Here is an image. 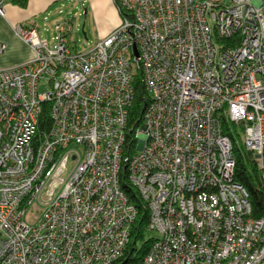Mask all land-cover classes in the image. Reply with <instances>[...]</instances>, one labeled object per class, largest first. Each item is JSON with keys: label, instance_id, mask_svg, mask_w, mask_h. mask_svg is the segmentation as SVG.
Here are the masks:
<instances>
[{"label": "built area", "instance_id": "obj_1", "mask_svg": "<svg viewBox=\"0 0 264 264\" xmlns=\"http://www.w3.org/2000/svg\"><path fill=\"white\" fill-rule=\"evenodd\" d=\"M117 2L118 24L83 52L63 22L51 44L14 28L32 56L0 67V264L118 260L137 213L122 164L158 232L131 264H264V218L233 179L223 129L236 123L262 165L264 0ZM137 72L148 99L126 153ZM45 102L50 124L37 135ZM30 204L43 208L32 224Z\"/></svg>", "mask_w": 264, "mask_h": 264}, {"label": "trees", "instance_id": "obj_2", "mask_svg": "<svg viewBox=\"0 0 264 264\" xmlns=\"http://www.w3.org/2000/svg\"><path fill=\"white\" fill-rule=\"evenodd\" d=\"M12 1L20 5L26 3V0ZM117 1L114 0L115 5L118 4ZM119 13H123V10ZM228 40L223 39L222 41L227 43ZM133 85L135 95L132 103L128 107L127 113L126 153L132 152V147H134L135 143L134 131L141 125L143 105L146 104L148 99L139 72L135 73ZM48 106L47 102L41 106V111L37 118V135L43 130H46L50 124ZM223 123L224 133L229 136L232 146V155L235 163L233 179L247 190L251 205V215L264 218V150L261 157L262 165L259 166L258 160L253 155V152L244 147L240 133L235 127L236 123L232 121H223ZM119 181L129 202L137 208V213L131 225L129 241L124 252L113 264H131L143 256L154 237L144 238V232L148 227L149 211L135 186L129 181L125 164L121 166Z\"/></svg>", "mask_w": 264, "mask_h": 264}, {"label": "rangeland", "instance_id": "obj_3", "mask_svg": "<svg viewBox=\"0 0 264 264\" xmlns=\"http://www.w3.org/2000/svg\"><path fill=\"white\" fill-rule=\"evenodd\" d=\"M227 1V0H224ZM109 4H105V0H100V4L93 13L90 4L85 0H56L41 13L36 14L33 19L36 20V29L41 39L51 44V36L54 34L53 24L55 22H63L69 27L67 32L68 47L71 51L80 52L88 50L98 38L100 28L108 23L111 16L112 8L119 16L116 5L112 0ZM84 9L86 12L84 13ZM47 16V19H43ZM49 84L46 77H42L37 82V90L39 92L47 91ZM80 150L79 146H72ZM262 157V156H261ZM261 164V162L258 161ZM42 207H35L34 204L27 206L25 211V221L32 224L36 221L35 215L39 216ZM156 230L147 228L144 232V238L157 237ZM139 244V243H138Z\"/></svg>", "mask_w": 264, "mask_h": 264}, {"label": "crops", "instance_id": "obj_4", "mask_svg": "<svg viewBox=\"0 0 264 264\" xmlns=\"http://www.w3.org/2000/svg\"><path fill=\"white\" fill-rule=\"evenodd\" d=\"M56 0H26V3L20 5L12 0L4 1V15H0V43L4 44L0 53V67L12 66L27 60L32 56L31 47L21 40L14 32V28L19 25L36 27V20L33 17L46 10ZM85 0H82L84 2ZM91 7L92 12L96 11L100 0H86ZM111 5L110 0H105V4ZM86 12V9H85ZM112 8L108 23L100 28L98 38L104 37L119 22V16ZM37 28V27H36Z\"/></svg>", "mask_w": 264, "mask_h": 264}, {"label": "water", "instance_id": "obj_5", "mask_svg": "<svg viewBox=\"0 0 264 264\" xmlns=\"http://www.w3.org/2000/svg\"><path fill=\"white\" fill-rule=\"evenodd\" d=\"M84 13H85V11H84Z\"/></svg>", "mask_w": 264, "mask_h": 264}]
</instances>
